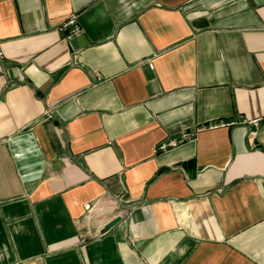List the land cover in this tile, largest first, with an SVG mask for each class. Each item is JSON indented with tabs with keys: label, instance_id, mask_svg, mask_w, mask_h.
<instances>
[{
	"label": "crops",
	"instance_id": "0c3cea01",
	"mask_svg": "<svg viewBox=\"0 0 264 264\" xmlns=\"http://www.w3.org/2000/svg\"><path fill=\"white\" fill-rule=\"evenodd\" d=\"M0 264H264V0H0Z\"/></svg>",
	"mask_w": 264,
	"mask_h": 264
},
{
	"label": "built area",
	"instance_id": "2783aa9c",
	"mask_svg": "<svg viewBox=\"0 0 264 264\" xmlns=\"http://www.w3.org/2000/svg\"><path fill=\"white\" fill-rule=\"evenodd\" d=\"M61 28L64 30H67L68 32L67 38L69 39L81 33V28L78 25V22L75 16L70 17L65 22H63ZM260 121H261L260 119L248 120L246 118H239L237 120L234 119L230 122H215V123L207 124L206 126L205 125L199 126L196 132L201 131L203 129H216L220 127H228V126H233V125L235 126V125H240V124L251 125L254 128H257L260 125ZM255 134H256L255 131L251 132L252 136H254ZM194 137H195V132H189V131L181 132L177 138H173L171 140L160 142V144L158 145V147L156 148L154 152L161 153L162 151H167L169 149L177 147L180 143L186 142L188 140L191 141ZM101 235H102V232L101 230H99L93 234V237H99Z\"/></svg>",
	"mask_w": 264,
	"mask_h": 264
},
{
	"label": "water",
	"instance_id": "95a60500",
	"mask_svg": "<svg viewBox=\"0 0 264 264\" xmlns=\"http://www.w3.org/2000/svg\"><path fill=\"white\" fill-rule=\"evenodd\" d=\"M118 222H119V219H115L112 222H110L107 227H112V226H114Z\"/></svg>",
	"mask_w": 264,
	"mask_h": 264
}]
</instances>
